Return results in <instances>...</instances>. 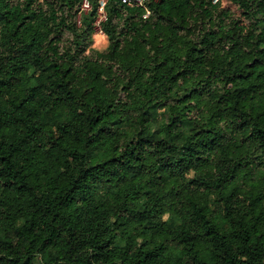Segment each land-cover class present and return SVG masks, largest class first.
<instances>
[{
    "label": "clouds",
    "instance_id": "9594fccd",
    "mask_svg": "<svg viewBox=\"0 0 264 264\" xmlns=\"http://www.w3.org/2000/svg\"><path fill=\"white\" fill-rule=\"evenodd\" d=\"M0 264H264V0H0Z\"/></svg>",
    "mask_w": 264,
    "mask_h": 264
}]
</instances>
